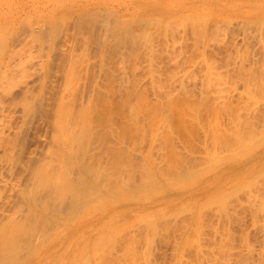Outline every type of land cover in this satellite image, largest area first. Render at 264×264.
Returning <instances> with one entry per match:
<instances>
[{
  "label": "bare ground",
  "instance_id": "obj_1",
  "mask_svg": "<svg viewBox=\"0 0 264 264\" xmlns=\"http://www.w3.org/2000/svg\"><path fill=\"white\" fill-rule=\"evenodd\" d=\"M11 1L0 5V264H230L233 247L240 249L235 243L246 246L243 255H254L247 235L245 243L241 238L231 245L244 234L240 225H247L241 210L252 197L246 201L245 190H259L251 178L264 180V167L247 178L250 185L247 179L238 184L242 189L221 186L230 167L257 160L256 155L240 158L264 136V110L254 100L264 74V31L261 26L259 39L254 29L257 53L249 56L248 49V57L240 55L238 61L229 42L223 49L224 40L217 65V58L204 62L207 49L200 48L206 34L222 30L224 17L213 7L248 18L252 0H171L176 20L178 14L189 18L193 8L205 10L194 13L200 17L198 33L189 24L193 18L197 23L194 16L188 23L165 17L162 25L158 17L166 0ZM244 31L249 47L254 38L248 41ZM188 33L194 44L186 41ZM175 39L192 43L191 56L178 59ZM186 44L180 47L183 54ZM168 55L178 61L171 63ZM163 56L173 67L185 60L171 72ZM139 62L144 71L138 72L146 78L136 73ZM197 66L203 68L198 75ZM190 73L199 77L196 88L184 82ZM219 80H237L243 90L229 94L217 86ZM244 94L254 98L247 97L252 105ZM243 170L238 172L245 177ZM260 193L251 196L264 197ZM259 201L254 207L264 203ZM238 208L245 214L241 220ZM232 224H237L235 234ZM256 224L264 230V224Z\"/></svg>",
  "mask_w": 264,
  "mask_h": 264
},
{
  "label": "rangeland",
  "instance_id": "obj_2",
  "mask_svg": "<svg viewBox=\"0 0 264 264\" xmlns=\"http://www.w3.org/2000/svg\"><path fill=\"white\" fill-rule=\"evenodd\" d=\"M174 1H175V0H174ZM174 1H171V0L163 1V5H162V11H163V12H161V15H160L159 13H155L156 15H160L158 18H161V20H162L161 22L163 23L162 25H164V23H165V22H163L164 19H165V17H168V20H166L167 18L165 19V20L168 22V21L170 20V18H169L170 16H171V19H172V16H173V17L177 16V14H176V15H171V14H170V12H171V8H170V7H171V6H172L177 0H176L175 2H174ZM153 2H154V0H150V3H151V4H152ZM256 2H257V3H256ZM258 2H260V3H258ZM1 3H2V4H1ZM7 4H9V6H10L11 4L13 5V1H11V0H0V5H1V6L5 7V5H7ZM204 7H205V6H204ZM195 9H197V10H195ZM195 9L193 8V9L191 10V13H190V14H192V13H193V14L190 15L189 18H184V17H182V20H183V18H184L183 21H185V19H186V22L188 23V20H190V18L192 19V16L195 15L194 13L197 12L196 14H198L199 12L202 13V12L205 11V10H201V9H199V7H198V8H195ZM249 9H251L252 12L250 13V16H249L248 18H247V17H244V18H245V19H244V18H239V17H237L236 15H234L235 13H232V14L230 15V14L226 13L225 11L219 10L217 7H213V8H212V12H214V13H216V14L221 13V14L223 15V17H224V18H223V21H224V19H226V20L229 21V24H227V23H228L227 21H226L227 23H224L223 21H221L219 24H221V25H220V28H221L222 30L220 29V30H221V31H219L220 33L217 32V33H219V35H218V34H217V36L213 35V34L215 33V32L213 31L214 33H213V32H210L209 34H206V35L204 36V40H205V37H206L205 43H203L202 46L200 47L201 49H202V48L205 49V50L207 49V50H206L207 53H206V52H205L206 54L203 53V54H204V55H203V57H204L203 59H205L204 62H205L206 60H207V61H208V60H211L210 58H212V60H211L212 62H213V59H215V58H217V59H218L219 57L221 58L222 55L219 56L220 53H221L220 50L226 49V47H228V46H227L228 44H226V42H227V43L229 42V44H230V46H229L228 48H230V47L233 48L232 57H234V55H235V59L238 58V59H236V61H238L239 58L241 59V56H240V55H244L243 57H246V58H247L248 56H246L245 53H247L246 51H247L248 49H251V50H248V54H247V55H249V56H251L250 54H252V55L255 54V52L257 53V51H258L257 46H259L257 43L259 42V39H260V36H259V33H258V32H259L261 26H262L261 31H264V30H262V29H264V14H262V13H264V0H252V5H250V8H249ZM254 9H255V10H254ZM218 11H219V12H218ZM200 13H199V15H201ZM260 13H261V14H260ZM151 15H153V12H151ZM151 15H150V16H151ZM202 15H203V14H202ZM261 16H262V17H261ZM148 17H149V15H148ZM156 17H157V16H156ZM179 17H180V16H179V14H178L177 20L180 19ZM194 17H195V16H194ZM252 17H253V18H254V17H255V18L259 17V18H257L258 21L255 20V19H253ZM195 18L198 19V18H200V17L197 16V17H195ZM228 18H229V19H228ZM187 19H188V20H187ZM196 19H195V20H196ZM230 19H231L232 21H231ZM236 19H237V20H236ZM241 19H242V20H241ZM175 20H176V17H175ZM177 20H176V21H177ZM180 20H181V19H180ZM182 20H181V21H182ZM192 20H193V22H194V18H193ZM238 20H239V21L241 20V21H240L241 23H240ZM251 20H252L253 22H252ZM261 20H262V21H261ZM173 21H174V20H173ZM197 21L199 22V19L196 20L195 22H197ZM230 21H231V22H230ZM245 21H246V23H245ZM250 21H251V22H250ZM254 21H255V22H254ZM259 21H260V22H259ZM190 22H191V20H190ZM190 22H189V24H191V25L193 26V28H196L195 31H196V33H198V32H199L198 30H199V28H200L198 25H196V24H198V22H197V23H194L195 25H193V22H192V23H190ZM232 22H233V23H232ZM223 23H224V24H223ZM236 23H237V24H236ZM248 23H249V25H247ZM256 23H257V24H256ZM258 23H260L259 26H258ZM222 24H223V25H222ZM238 24H240L242 27H241L240 25H239V27H238ZM244 24H245L246 26H245ZM252 24H253V25H252ZM254 24H255V25H254ZM162 25H161V27H162ZM227 25H228V26H227ZM231 25H232V27H231ZM197 26H198V28H197ZM223 26H224V28H223ZM229 26H230V29L232 28L233 30H232V29L230 30V29H229ZM233 26H234V27H233ZM235 26H237L238 28L235 27ZM249 26H250V27H249ZM251 26H252V27H251ZM253 26H254V27H253ZM159 27H160V26H159ZM225 27H226V28H225ZM240 27H241V28H240ZM243 27H244V29H245V28H247V29L249 28V31L245 29L246 31H248L247 34H249L248 38L251 36V35H250L251 30H250V29H252V28H253L252 31H253L254 29H256V31H257L256 37L259 36V39L257 40V39L254 38V36H253V33H254V35H255V32H256V31L254 30V31L252 32V36H253L254 39L252 40V38H251V40H252L253 42H252L251 45L248 44L249 47H245L246 45H244L245 43H248V42H247V40H245V41L243 40L244 38L242 37V35L245 37V35L242 34L243 31H244ZM256 27H258L259 29L256 28ZM236 28H237V29H236ZM197 29H198V30H197ZM224 29H225V30H224ZM234 29H235V30H234ZM241 29H242L243 31H241ZM217 30H218V29H217ZM217 30H216V31H217ZM229 30H230V31H229ZM193 31H194V30H193ZM193 31H192V32H193ZM195 31H194V33H195ZM197 31H198V32H197ZM227 31H228V32H227ZM246 31H244V32H246ZM221 32H222V34H221ZM223 32L225 33V36H224V33H223ZM233 32H234V33H233ZM238 32H239V33H238ZM177 33H178V35H177V36H174V38H175V37H176V38H179V32H177ZM177 33H175V34H177ZM196 33H195V34H196ZM211 33H213L212 36H215V37L212 38V36L210 35ZM235 33H236V34H235ZM180 34H181V33H180ZM188 34H189V33H188ZM261 34H264V33L261 32ZM261 34H260V35H261ZM227 35H228V36H227ZM235 35H236V37H235ZM237 35H238V36H237ZM240 35H241V36H240ZM189 36H190V38H189L190 40L187 38L188 40H186V41H190V42H192V41H193V39H192V35L189 34ZM189 36H188V37H189ZM207 36H208V37H207ZM209 36H210V37H209ZM246 36H247V35H246ZM252 36H251V37H252ZM168 37H169V36H168ZM193 37H194V36H193ZM229 37L232 39V41H231L232 43L230 42L231 39H230ZM234 37H235V38H234ZM237 37H238V38H237ZM239 37H241V39H240ZM262 37H264V36H262ZM262 37H261V38H262ZM170 38H171V37H169V44L171 43V42H170ZM207 38H208L209 40H211V42H209ZM217 38H218V39H217ZM220 38H221V39H220ZM248 38L246 37L245 39H248ZM191 39H192V40H191ZM228 39H229V40H228ZM234 39H235V41H237V43H239V44L235 43V44L237 45V47H236V46H234V47L231 46V45L235 42ZM237 39H238V40H237ZM175 40L177 41V39H175ZM219 40H221V41L219 42ZM223 40H224L225 42H224ZM227 40H228V41H227ZM251 40H250V38L248 39V41H251ZM254 40H255L256 42H255ZM262 40H264V39H262ZM207 41H208V42H207ZM217 41H218V42H217ZM242 41H243L244 43H243ZM177 42H178V41H177ZM190 42H184V44H185V43L189 44ZM203 42H204V41H203ZM216 42H217V43H216ZM222 42H224V44H225L226 46H225ZM240 42H241V45H240ZM260 42H261L262 45H264V43H262V42H264V41H260ZM178 43H180V42H178ZM192 43L194 44V42H192ZM192 43H190L188 47H187V44H186V49L188 50L187 53L182 49V50L184 51V54L181 52V49H180V47H181V48L183 47V45H184L183 43H180V44H179V45H180V46H179V49H180V50L178 49V47H176V48L174 47V45L176 46V44H177L176 42H175V44H174L173 46H170V45H171V44H170L169 47H172V48H174V49H178V50H173V51L175 52V54L178 56V59H179L180 57H183V58H184L187 54H190V53H191L190 50H193V49H192V48H193V47H192V46H193ZM215 43H216V45H215ZM218 43H219V44H218ZM221 43L224 45V48H223V46H222ZM181 44H182V45H181ZM205 44H206L207 47L204 46ZM209 44H210V45H209ZM255 44H256V45H255ZM259 44H260V43H259ZM219 45H220V47H219ZM248 45H247V46H248ZM254 45H255V46H254ZM177 46H178V44H177ZM184 46H185V45H184ZM203 46H204L205 48H204ZM209 46H211V47H209ZM221 47H222L223 49H222ZM238 47H239V48H238ZM251 47H252V48H251ZM253 47H254V49H253ZM183 48H184V47H183ZM210 48H211V49H210ZM212 48H214V49H212ZM215 48H216V50H215ZM219 48H220V49H219ZM234 48H235V49H234ZM236 48H237V49H236ZM243 48H245L246 50H244ZM184 49H185V48H184ZM189 49H190V50H189ZM208 49H209V50H208ZM242 49H243V50H242ZM168 50H169V49H168ZM168 50H167V51H168ZM187 50H186V51H187ZM210 50H211V51H210ZM214 50H215V51H214ZM237 50H238V52H237ZM253 50H254V51H253ZM256 50H257V51H256ZM259 50H260V49H259ZM170 51H171V52L168 51L170 54L173 53V51H172L171 49H170ZM176 51H177V52L180 51L181 53L177 54ZM217 51H218V52L220 51V53H218ZM249 51H250L251 53H250ZM209 52H210V53H209ZM212 52L215 53V54H216L215 56H218V57L211 56L210 54H211ZM244 52H245V53H244ZM185 53H186V54H185ZM217 53H218V54H217ZM234 53H235V54H234ZM242 53H244V54H242ZM167 54H168V53H167ZM167 54H166V55H167ZM173 54H174V53H173ZM180 54H181V56H180ZM207 54H208V56H209V55H210V56L208 57ZM176 55H175V56H176ZM205 55H206V56H205ZM223 55H225V53H224ZM168 56H169V55H168ZM172 56H173V55H172ZM179 56H180V57H179ZM187 56H191V55H187ZM187 56H186V57H187ZM192 56L195 57V56H196L195 53H194V54L192 53ZM164 57H165V61H163V59H162V63H163V64H167L166 62H168V61H166V59H167L168 57H167V56H163V58H164ZM186 57H185V58H186ZM207 57H208V58H207ZM243 57H242V58H243ZM171 58H172V57L169 56V59H171ZM183 58H181V59H183ZM206 58H207V59H206ZM249 58H251V57H249ZM261 58H264V54H262ZM169 59H168V60H169ZM175 59L177 60V57H174V59L172 58V59H171V63H172V60H175ZM181 59H180V60H181ZM186 59H187V58H186ZM193 59H194V58H193ZM193 59H192V60H193ZM195 59H196V58H195ZM198 59H199L198 61L200 62V58H199V57H198ZM217 59H215V60H217ZM180 60H179V61H180ZM183 60H185V59H183ZM183 60L180 61V62H183ZM201 60H202V59H201ZM177 61H178V60H177ZM177 61H174V62L177 63V64H176V67L179 66L178 64H180V66H181V63H180V62H177ZM196 61H197V60H196ZM198 61H197V62H198ZM141 62H142V61H141ZM202 62H203V60L200 62V64H202ZM209 62H210V61H209ZM220 62H221V61H220L219 59H218L217 61H215L216 65H217V63L219 64ZM160 63H161V62H160ZM160 63H159V64H160ZM169 63H170V62H168V64H169ZM171 63H170L169 66H171L172 68H170V70H169V66H168V70H169V71H171V69H173V68H176L175 66L173 67V65H171ZM245 63H246V62H245ZM262 63H264V59H261L260 64H262ZM138 64H140V62L137 63L138 69H137L136 73L142 76V74H144V72H140V71H139V72H140V73H139L138 70L141 69L143 62H142V64H140V65H138ZM163 64L160 65V68H161L160 70H161V72H162V69H164V67H165V66H162ZM168 64H167V65H168ZM189 64H191V63L189 62ZM167 65H166V67H167ZM174 65H175V63H174ZM262 65H264V64H262ZM161 66H162L163 68H162ZM182 66H183V65H182ZM139 67H140V69H139ZM184 67H185V64H184ZM186 67H190L189 69H192V68H191L192 66H189V65H187V64H186ZM186 67H185V68H186ZM203 67H204V66H203ZM178 68H179V67H178ZM189 69H188V70H189ZM197 69H198V70H197ZM199 69H200V70H199ZM201 69H203V68H200L199 66H197V68L195 69L196 71L193 69V72H197V71L200 72V71H202ZM219 69L222 71L224 68H223V67H222V68L219 67L218 70H219ZM142 70H143V69H141V71H142ZM164 70H165V72H166V68H165ZM164 70H163V71H164ZM168 70H167V71H168ZM178 70L181 71L180 68H179ZM178 70H177V69L175 70V71H176V74H177V71H178ZM185 70H186V69H185ZM185 70H184V68L182 69L183 72H185ZM220 70H219V71H220ZM143 71H144V70H143ZM179 71H178V72H179ZM186 71H187V70H186ZM224 71H225V70H223L222 72L224 73ZM159 72H160V71H159ZM161 72L159 73V75H160V76L163 75L162 77H164V74L161 73ZM165 72H164V73H165ZM171 72H172V71H171ZM199 72H197V75H198ZM141 73H142V74H141ZM168 73L170 74V72H168ZM173 73H175V72L173 71ZM223 73H222V75H223ZM137 74H136V75H137ZM180 74H182V72H180ZM218 74L220 75L221 72H218ZM139 75H138V76H139ZM171 75H172V74H171ZM187 75H188V74H187ZM189 75H190V76H189ZM189 75L187 76V77H189V78L186 77V79H188V81H186L185 79H184L185 81L183 80V81L186 82V83L189 82V83H188V86H187V84H185V85H186L187 87H189V84H190V87H194V88H196V87L199 85V83L197 84V82H198V78H199V77L196 78V77H197L196 73H194V76H193V73H190ZM222 75H221V76H222ZM262 75H264V74H262ZM262 75H261V77L264 78V76H262ZM141 76H140L141 79L138 78L139 80H143V78H146V77H147V75H145V74H144L145 77L142 78ZM165 76H167L166 79H167L168 77H169L168 79H170V75H168L167 73H166ZM185 76H186V75H185ZM199 76H200V74H199ZM258 76H259V75H258ZM136 77H137V76H136ZM190 77H191V79H190ZM192 77H193V78H192ZM159 78L161 79V77H159ZM184 78H185V77H184ZM195 78H196L197 80H194ZM224 78H225V77H224ZM262 78L259 79L260 82L258 81V82H259V83H258L259 86L262 85L261 89L257 90L258 93H255V92H254L255 94H258V96H255V95H254V96H255V99H254V98H251V94L249 95V97L247 96L248 94H244V97H245L246 99L249 98L250 100H251V99L259 100V102L261 103L262 106H261V105H259V106H261V107H259L258 105H255V106H256V107L258 106L259 108H261L262 110H264V108H262V107H264V99H262V98H264V95H262V94H264V92H261V94L259 93L260 90H264V89H262V88H264V79H262ZM168 79H167V80H168ZM162 80H164V78H162ZM192 80H194V81L192 82ZM261 80H262V82H261ZM164 81H165V83L167 84L166 80H164ZM195 81H196V82H195ZM228 81H230V80H228ZM228 81H227V82H226V81L223 82V81H220V80H219V81L217 82V84H218L217 86H219V87L222 86L221 88H223V87L226 88V87H227L229 94H230L231 92L234 93V94H235V93H238V92H239V89H241V87H242L241 83H240V84H239V83L237 84V83H236L237 80H232V81H231L232 83L230 82L232 86H230V85H229L230 83H229ZM233 81H235V82H233ZM225 82H226V83H225ZM221 83H222V84H221ZM224 83H225V84H224ZM227 83H229V84H227ZM192 84H194V85L192 86ZM234 84H235V85H234ZM228 85H229V86H228ZM239 85H241V86L239 87ZM228 87H229V88H228ZM230 87H231V88H230ZM233 87H234V88H233ZM173 88H175V86H173ZM258 88H259V87H258ZM190 89H193V88H190ZM231 90H232V91H231ZM235 90H237V92H236ZM242 90H243V89H241V91H242ZM228 92H227V94H228ZM232 93H231V94H232ZM151 95H152V94H151ZM151 95H150V96H151ZM245 95H246V96H245ZM234 96H236V94H235ZM260 96H262V98H260ZM151 97H152V96H151ZM151 97H150V98H151ZM247 97H248V98H247ZM252 97H253V95H252ZM258 97H259V98H258ZM256 98H257V99H256ZM249 99H248V102L250 101ZM255 102H256V101H255ZM249 103H250V102H249ZM251 103H252V102H251ZM251 103H250V105H252ZM260 103H259V104H260ZM254 104H255V103H254ZM257 104H258V103H257ZM253 107H254V105H253ZM262 134H264V132H262ZM262 134H261V135H262ZM261 135H260V136H261ZM257 136H258V135H257ZM261 137L264 138V136H261ZM261 137H259V139H260L259 141H262ZM256 138H257V139L254 140L255 143H256V141H258V137H256ZM259 141L257 142L259 145H258L257 143L255 144V145H256L255 147H254L253 145H251V146L254 147V149H253V148H252V149L249 148V149H250V150H249V149L247 148L249 151H248V150H245V151H247V153H245V151H244V155H243V157L240 158V159H242V158L245 157L246 159H249V158H252L253 156L256 155V159H257V160H254V159H253V160H251V161H253V163H250L251 161H249V162L246 163L245 165L242 164L244 167L241 166V165H239V166L235 165V166H233V167H230L231 169L225 174L224 182H225L226 184H225L224 186H221L222 189H223L224 187L230 186V188L232 187L233 190H234V187H233L234 184H237V187L235 186V188H238V186H239L238 184H240V186H241V184H242V185H243V184L246 185L245 180H246L247 178H249L250 175H251V176H250V178H251L253 173H255V172H257V171L260 172L259 169H261L262 167H264V163L261 164V162H264V152H261V150L259 151L260 146H261V145H264V141H262L261 143H260ZM249 163H250V164H249ZM258 164H259V165L261 164V165L259 166ZM251 165H252V166H251ZM257 165H258L259 167H258ZM256 166H257L258 168H257ZM245 167H246V168H245ZM248 167H250V169H252V167H253V169H252L253 172H252L251 170H249ZM256 168H257V169H256ZM241 169H242V170L245 169V170H243V172H244V171H245V172H244V173L242 172L243 174H245V173L247 174V173H248L249 175H248V174H247V175L245 174L246 176L244 177V175H242V174H240V173L238 172V171H240ZM246 170H247V171H251V172H250V173H249V172H246ZM261 171L264 172V168H262ZM259 172H257V173H259ZM262 172H261V173H262ZM257 173H256V175H260V174H257ZM239 175H241V176H243V177H240ZM254 175H255V174H253V176H254ZM262 175H264V174H261L260 176H262ZM257 177H258V179H257ZM254 179H256L255 181L261 179L260 181H257V182L260 183V184L262 183L261 181H264V180H262V177L259 178V176H255ZM232 180H233L235 183H234V182H231ZM247 180H248V181H247ZM247 180H246L247 184L250 185V183H248V182H249V179H247ZM251 180L254 182V183H251V184H255V186H257V188H259V190H258V189H257V190L254 189V191H256V192L259 191L258 193H260V191H262V190L260 189V184L257 185V184H256L257 182L255 183V181H254L252 178H251ZM251 180H250V182H252ZM230 182H231V183H230ZM237 182H238V183H237ZM261 185L264 186V184H261ZM240 186H239V188L242 189V187H240ZM255 186H251V188H253V187H255ZM244 187L247 188L246 186H244ZM232 188H231V189H232ZM245 188H243V189L245 190ZM255 188H256V187H255ZM231 189H230V190H231ZM217 190H218V188H216L214 191H217ZM233 190H232V191H233ZM239 190H240V189H239ZM239 190L237 189L238 192H239ZM244 190H243V193H244ZM246 190H247V189H246ZM246 190H245L246 201H248V199H250V197H252L251 201H255V199H256L255 197L257 196L258 193H256V192L254 193V192H253L254 194H252V193L250 194V190H251V192L253 191V189H250V186H249V189H248L249 193H248V191H247V193H246ZM237 191H236V189H235V195H236V192H237ZM230 192H231V191H230ZM238 192H237V193H238ZM240 192H241V190H240ZM240 192H239V193H240ZM262 192H264V191H262ZM262 192H261V193H262ZM215 193H216V192H214V194H215ZM233 193H234V191H233ZM233 193H232V194H233ZM261 193H260V195H262ZM214 194L212 193V195H210V194H207V195H208V196L210 195V196L212 197ZM240 194L242 195V192H241ZM240 194H239V195H240ZM248 194H249V195H248ZM207 195L205 194V195L203 196V197H205V200H207V199H206V197H208ZM235 195H234V196H235ZM239 195H238V196H239ZM241 195H240V196H241ZM243 195H244V194H243ZM251 195H254L255 197H254V196H251ZM210 196H209V198H210ZM231 196H232V195H231ZM234 196H232V197H234ZM238 196H237V197H238ZM245 196H243L244 201H245ZM249 196H250V197H249ZM258 196H259V194H258ZM258 196H257V197H258ZM216 197H217V198H216ZM216 197L213 196V198H216V199H219L218 197H220V196H217V195H216ZM253 197H254L255 199H254ZM239 198H240V197H239ZM241 198H242V196H241ZM259 198H260V197H259ZM259 198H257V199L260 200V201H261V200L264 201V197L261 196V198H260V199H259ZM257 199H256V200H257ZM212 200H213V199H212ZM219 200H220V199H219ZM239 200H241V203L244 202V201L242 202V199H239ZM258 200H257V202H258ZM251 201L249 202V203H250V206H247V203L245 202V203H246V206H245L246 208H244V206H243V205H245V203H244V204L242 205V208H243V209H242V208H241L242 210L240 209L241 212H243V210L245 209L244 211H245V214H246V215L243 214L244 212H243V213L239 212L240 210H239V208H238L237 216H239V218H240V216H241V218H240V219L238 218V219L241 220V219H242V215H245V216L243 217V220H244V222H245L247 225L244 226V225H242L241 223H239V222H242L243 220H242V221L236 220V223L241 224V225H240L241 228L244 227V229L241 230V228H239L240 226H238V228L240 229V231H241V232H244V234H245V232H246V234L244 235L243 233H240V232H239V234H237V235H240V234H241L240 236H236V235H235L236 237H239V238H236V237H235L231 246H233V244L235 243V242H234L235 239H238V240H239V239L242 238V242H243V240H244V239H243V238H244L243 236H246V235H247V236L250 238V240H249V238H248V242H250V243H248V244H249L248 246L251 247V248H253L252 251H253V250H254V251H253L252 253H254V255L251 254V257H249V255L246 256L245 253H246V252L248 253V251L245 250V249H246V246L244 245L245 247H243V246L241 245V244H243V243H245V242L242 243V242L236 240L237 242H240L239 244H240L241 246L237 245L238 243H235V246L238 247V248L240 247L241 252L239 251L240 249H237V248L233 247V249H235V250L232 251V252H235L236 249H237L238 252H239V253H237V251L235 252V253H237L239 256L235 255V253L232 254V252H231V254H229L230 261H231V257H232L233 264H236V263L238 264L239 260L241 261V262H239V264H244V263H245V264H264V230H262V228H260L259 225L255 227V224H256L255 218H256V216H254L255 214H254V215L252 214V213H256L257 218H258V219H256V220H257V224H264V220H262V219H264V212H262V211H264V209H262V207H264V206H262V204H264V203H262V201H261V202L259 201L260 203H262L261 206H258L259 208L262 209V211H261V209H259L258 207H257V208L254 207V205H255V204L258 205V203H257V202H254V203H253V206H252V205H251ZM208 203H210V202H208ZM211 203H212V202H211ZM215 203H216V202H215ZM215 203H214V204H215ZM249 203H248V205H249ZM260 203H259V205H260ZM212 204H213V203H212ZM210 205H211V204H210ZM215 205H216V208H218L217 206H218L219 204L217 205V203H216ZM215 205H214V206H215ZM235 205H236V204H235ZM257 205H256V206H257ZM207 206H208V204H207ZM211 206H213V205H211ZM214 206H213V207H214ZM251 206H252V207H251ZM213 207H212V208H213ZM236 207H237V205H236ZM238 207H240V206L238 205ZM250 207H251V208L254 207L255 209H252L253 211H252V212H249V209H251ZM248 208H249V209H248ZM213 209H215V208H213ZM236 209H237V208H236ZM247 210H248V212H247ZM254 210H255L256 212H254ZM259 211H260V213H259ZM235 212H236V211H235ZM246 212H247L248 214H247ZM261 212H262V214H261ZM239 213H241V214L238 215ZM249 213H251V214H249ZM257 213L260 214L259 217H258V214H257ZM235 215H236V214H235ZM250 215H251V216H250ZM261 215H262V217H261ZM252 216H253V222H255V223H251V222H252V219H251L250 217H252ZM245 217H246V218H245ZM260 217H261V219H260ZM260 220H262V222L258 223ZM237 221H238V222H237ZM249 221H250V222H249ZM244 222H243V223H244ZM234 223H235V222H234ZM245 223H244V224H245ZM248 224H249V225H248ZM253 224H254V228L252 227ZM257 224H256V225H257ZM233 225H235V224H232V225H231V228H232V229H230V230H231V233H232L234 230L237 229V228H236V225H237V224H236L235 226H233ZM261 226H262V225H261ZM234 227H235V228H234ZM257 227H258V229H257ZM233 228H234V230H233ZM248 228H249V229H248ZM251 228H252V230H251ZM259 228H260V229H259ZM255 229H256V230H255ZM236 231L238 232V230H236ZM236 231H234L233 233L235 234ZM261 235H262V236H261ZM233 236H234V235H233ZM256 238H257V239H256ZM253 239H254V240H253ZM255 240H256V241H255ZM261 240H262V241H261ZM257 241H258V242H257ZM251 243H252V244H251ZM254 245H255V246H254ZM258 245H259V246H258ZM241 247H243V248H245V249H242ZM249 247H248V248H249ZM251 248H250V249H251ZM242 250H243V252L245 251L244 255L242 254ZM257 251H258V252H257ZM240 254L243 255V259H242V256H240ZM232 255H233V256L235 255V256L233 257ZM245 256H246V257H245ZM257 256H258V257H257ZM236 257H237V258L239 257V258H238V261H237V258H236ZM240 257H241V258H240ZM244 257H245V258H244ZM233 258H234V259H233ZM235 258H236V259H235ZM241 259H242V260H241ZM232 261L230 262V264H232ZM236 261H237V262H236ZM234 262H235V263H234Z\"/></svg>",
  "mask_w": 264,
  "mask_h": 264
}]
</instances>
